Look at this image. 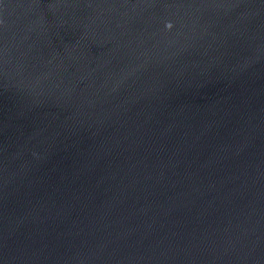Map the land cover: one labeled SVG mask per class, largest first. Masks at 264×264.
Instances as JSON below:
<instances>
[{"label":"water","instance_id":"water-1","mask_svg":"<svg viewBox=\"0 0 264 264\" xmlns=\"http://www.w3.org/2000/svg\"><path fill=\"white\" fill-rule=\"evenodd\" d=\"M0 264H264V0H0Z\"/></svg>","mask_w":264,"mask_h":264}]
</instances>
